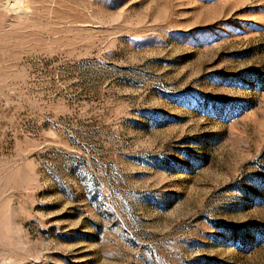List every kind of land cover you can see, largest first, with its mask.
I'll list each match as a JSON object with an SVG mask.
<instances>
[{"label": "rangeland", "instance_id": "obj_1", "mask_svg": "<svg viewBox=\"0 0 264 264\" xmlns=\"http://www.w3.org/2000/svg\"><path fill=\"white\" fill-rule=\"evenodd\" d=\"M0 264H264V0H0Z\"/></svg>", "mask_w": 264, "mask_h": 264}]
</instances>
